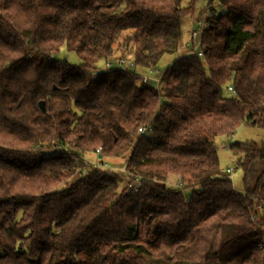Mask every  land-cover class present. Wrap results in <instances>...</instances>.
I'll return each instance as SVG.
<instances>
[{
  "label": "trees",
  "instance_id": "1",
  "mask_svg": "<svg viewBox=\"0 0 264 264\" xmlns=\"http://www.w3.org/2000/svg\"><path fill=\"white\" fill-rule=\"evenodd\" d=\"M181 1L0 0V264H264V142L228 143L243 192L216 147L264 128V0H208L202 56L158 85L96 69L176 51L194 5ZM87 152L123 169L86 166Z\"/></svg>",
  "mask_w": 264,
  "mask_h": 264
},
{
  "label": "rangeland",
  "instance_id": "2",
  "mask_svg": "<svg viewBox=\"0 0 264 264\" xmlns=\"http://www.w3.org/2000/svg\"><path fill=\"white\" fill-rule=\"evenodd\" d=\"M189 0H182L181 5L184 7L187 5ZM208 0H194V5L191 12H186L181 15L180 24H181V39L179 47L176 51L171 53H165L160 58L158 63L152 68H141L133 66L130 68L131 72H135L140 77L143 75L159 77V75L166 69V67L172 63V61L179 56L189 55L193 52H198L201 50L199 44V34L197 36H192V32L196 31L197 27L202 23L204 18ZM212 6L216 10H221V6L216 2H212ZM55 57L60 60H66L70 64H78L80 62L79 56L74 51H68L65 47H61L58 52L55 53ZM117 57H124L130 59L132 57L131 51L129 49L119 51L116 55L110 57L107 61L110 62V68H118L117 62L115 61ZM105 60H101L97 64L98 70H105L108 67L106 66ZM150 84H156L155 81L149 80ZM226 95H231L232 93L224 90ZM232 141H254L258 144L264 142V128L257 125L251 124H241L235 132L228 138L222 137L217 143V154L219 159V165L222 170H225L227 167H233L231 173V180L233 186L240 192L244 191L242 183V170L236 164V158L233 155L232 151L228 148V143ZM82 160L85 162L86 166H97L105 167L112 169H121V164L123 162L122 158H99L96 153L87 152L83 153L81 156ZM169 186L174 187L178 186L179 183L176 178L173 176L170 178ZM190 189L183 190V194L188 196L190 194ZM263 230V240H264V225L262 226Z\"/></svg>",
  "mask_w": 264,
  "mask_h": 264
},
{
  "label": "built area",
  "instance_id": "3",
  "mask_svg": "<svg viewBox=\"0 0 264 264\" xmlns=\"http://www.w3.org/2000/svg\"><path fill=\"white\" fill-rule=\"evenodd\" d=\"M205 14H206V12H205ZM204 25H205V22H204V18H203L202 23L197 27L196 31L192 32V36L193 37L197 36L199 34V44H200V34H201V31H202ZM196 53H197L198 56H202V51L201 50L196 52ZM115 61L117 62V66L119 68H122L123 70H130L131 67L135 66V63H134L132 58L128 59V58H124V57H117ZM106 66L108 68H110V62L107 61L106 62ZM159 78H160V75H159V77L143 75V76L140 77V82H142L144 84H150L149 80H153V81L156 82V84H154V85H158L159 84ZM227 89L230 90L231 92H233V89H232L231 86H228ZM138 130L139 131H143L142 128H138ZM98 152H99V150L97 149L96 153H98ZM121 169H123V165H121ZM233 169L234 168L231 167V166H229V167H227L225 169L230 177H231V173H232ZM127 188L129 190L133 189L135 191V190L138 189V184L136 183V181H133V182L128 184Z\"/></svg>",
  "mask_w": 264,
  "mask_h": 264
},
{
  "label": "water",
  "instance_id": "4",
  "mask_svg": "<svg viewBox=\"0 0 264 264\" xmlns=\"http://www.w3.org/2000/svg\"><path fill=\"white\" fill-rule=\"evenodd\" d=\"M39 106H40V109L42 110V111H44L45 110V103H44V100H41V101H39ZM218 138L216 139V142H218Z\"/></svg>",
  "mask_w": 264,
  "mask_h": 264
}]
</instances>
